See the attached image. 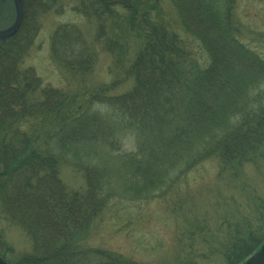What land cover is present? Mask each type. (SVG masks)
Returning <instances> with one entry per match:
<instances>
[{"label":"trees","instance_id":"1","mask_svg":"<svg viewBox=\"0 0 264 264\" xmlns=\"http://www.w3.org/2000/svg\"><path fill=\"white\" fill-rule=\"evenodd\" d=\"M71 1L22 0L20 26L0 38V215L31 239L29 251L15 254L0 237L12 252L0 255L9 264H147L83 245L92 221L115 198L166 195L177 174L207 159L236 174L245 163H264V58L240 38L238 0H170L173 21L164 0H76L73 9L98 21L115 77L92 92L62 90L24 60L39 16L62 13ZM119 35L138 39L133 56ZM51 53L86 74L98 52L78 25L63 24L52 33ZM62 162L82 169L84 193L62 181ZM196 207L185 232L192 252L208 227ZM247 215L221 252L226 264L244 262L264 241V218L252 226Z\"/></svg>","mask_w":264,"mask_h":264},{"label":"rangeland","instance_id":"2","mask_svg":"<svg viewBox=\"0 0 264 264\" xmlns=\"http://www.w3.org/2000/svg\"><path fill=\"white\" fill-rule=\"evenodd\" d=\"M7 3L0 6V29L11 26L16 18L14 0H7ZM74 4L76 0H72L62 13L51 10L39 16L40 28L24 65L34 67L44 83L59 89L70 92L88 89L92 92L115 77V71H110V66L114 64L113 55L101 49L104 38L101 41L97 37L98 21L78 13L73 9ZM163 8L171 21L177 18L176 9L170 0L163 1ZM236 15L242 24L241 40L264 58V0H238ZM63 24L78 25L85 42L97 49V60L90 72L83 74L80 73L82 71H71L53 58L52 33ZM119 38L128 44V56H133L139 44L138 39L130 35H119ZM131 82L130 79L116 92L127 89ZM261 87L264 88V81ZM258 167H261V172ZM182 170L178 169L176 173ZM59 174L70 190L80 193L86 191V178L82 169L62 162ZM177 175L180 180L174 184L175 190L168 191L166 195L160 194L140 201L130 198L120 201L115 198L92 221L83 245L115 250L147 264H190L191 259L196 260L194 264H226L227 260L221 252L233 237L235 225L240 222L244 226L247 213L252 226L264 218V163H245L241 173L236 174L229 169L223 170L220 161L211 158ZM246 182H251L256 190L248 187ZM194 207L197 212H204L206 218L203 221L208 227L195 235L192 252L187 250L189 242L185 243L188 238L185 232L191 229L195 218L190 213ZM0 237L13 248L15 254L31 249V239L27 233L3 215H0ZM0 250L8 256L12 255L6 245L0 246Z\"/></svg>","mask_w":264,"mask_h":264},{"label":"water","instance_id":"3","mask_svg":"<svg viewBox=\"0 0 264 264\" xmlns=\"http://www.w3.org/2000/svg\"><path fill=\"white\" fill-rule=\"evenodd\" d=\"M16 7V18L11 26L5 29H0V38H6L15 33L20 26L23 18V3L22 0H14ZM0 264H8L0 255ZM242 264H264V243L249 259Z\"/></svg>","mask_w":264,"mask_h":264}]
</instances>
